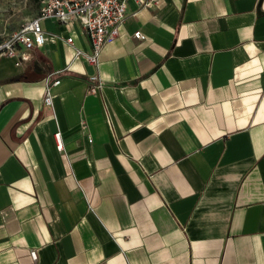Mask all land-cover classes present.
<instances>
[{"label":"crops","instance_id":"obj_1","mask_svg":"<svg viewBox=\"0 0 264 264\" xmlns=\"http://www.w3.org/2000/svg\"><path fill=\"white\" fill-rule=\"evenodd\" d=\"M143 1L0 54V264H264V0Z\"/></svg>","mask_w":264,"mask_h":264},{"label":"built area","instance_id":"obj_2","mask_svg":"<svg viewBox=\"0 0 264 264\" xmlns=\"http://www.w3.org/2000/svg\"><path fill=\"white\" fill-rule=\"evenodd\" d=\"M129 0H45L40 7L38 15L24 22L17 30L5 38H0V54L10 58H19V47L33 49L41 46L46 41V32L41 25L43 19H54L63 23L79 21L86 30L90 42L91 52L85 53L76 49V56H83L86 61L98 68L100 55L105 46L115 40L120 34V28L126 20V9ZM160 0H144L143 5L149 7ZM134 38L143 40L141 31L134 33ZM68 43L73 44V39L68 38ZM60 72L51 73L47 78L44 103L53 105L51 88L60 83L53 76ZM104 87V82L97 75L89 77V92L97 93ZM56 148L63 159L67 158L62 132L57 130L54 134ZM36 258V254L33 253Z\"/></svg>","mask_w":264,"mask_h":264},{"label":"rangeland","instance_id":"obj_3","mask_svg":"<svg viewBox=\"0 0 264 264\" xmlns=\"http://www.w3.org/2000/svg\"><path fill=\"white\" fill-rule=\"evenodd\" d=\"M44 1L0 0V38L7 37L24 22L37 15ZM28 16H30L29 19Z\"/></svg>","mask_w":264,"mask_h":264}]
</instances>
